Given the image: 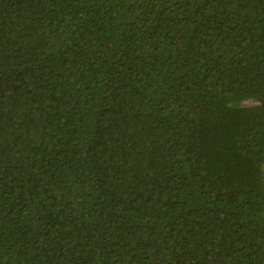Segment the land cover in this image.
I'll return each mask as SVG.
<instances>
[{
    "label": "trees",
    "instance_id": "obj_1",
    "mask_svg": "<svg viewBox=\"0 0 264 264\" xmlns=\"http://www.w3.org/2000/svg\"><path fill=\"white\" fill-rule=\"evenodd\" d=\"M0 264H264V0H0Z\"/></svg>",
    "mask_w": 264,
    "mask_h": 264
}]
</instances>
